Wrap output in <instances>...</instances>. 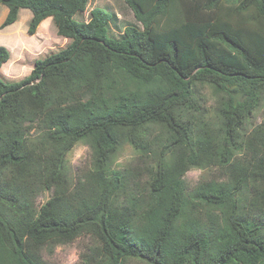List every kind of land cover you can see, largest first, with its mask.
I'll return each instance as SVG.
<instances>
[{
  "label": "trees",
  "instance_id": "obj_1",
  "mask_svg": "<svg viewBox=\"0 0 264 264\" xmlns=\"http://www.w3.org/2000/svg\"><path fill=\"white\" fill-rule=\"evenodd\" d=\"M125 1L135 23L120 27L108 6L77 20L88 0H0L1 29L27 8L29 35L52 17L71 40L11 83L0 45V264H46L40 246L82 235L97 245L78 264H264V123L243 136L264 97V0ZM200 84L219 93V130L204 120ZM156 126L166 135L147 202L122 204L127 176L110 160L123 141L155 148ZM79 141L94 164L70 189L65 157ZM210 165L228 179L189 190L186 172Z\"/></svg>",
  "mask_w": 264,
  "mask_h": 264
},
{
  "label": "rangeland",
  "instance_id": "obj_2",
  "mask_svg": "<svg viewBox=\"0 0 264 264\" xmlns=\"http://www.w3.org/2000/svg\"><path fill=\"white\" fill-rule=\"evenodd\" d=\"M96 6H108L120 19V27L135 23L132 10L129 8L125 0H88L85 10L76 15L77 20H88L89 12ZM8 13V7L0 4V26ZM32 12L30 9L22 8L19 11L17 20L5 27L0 28V45L7 47L10 52L9 60L3 64L1 68L2 79L5 82H17L28 75L35 66L38 59L58 52L65 48L70 42L63 36L58 35L56 25L52 17H49L45 23L41 24L34 35H29L28 26ZM112 35L121 34L120 29L112 28ZM199 94L201 103L205 108L204 120L213 128L221 125V117L218 111L219 93L209 84H200ZM30 122H28L29 124ZM264 123V97L259 108L254 111L243 126V136H247L254 127ZM38 127L32 125L27 130L30 143L36 145L39 143ZM149 140L155 141V148H149L147 151L135 147L127 141H123L117 153L110 160V168L119 170L126 174L127 193L120 197L122 204H130L131 199L139 198L134 201L138 207H143L147 202L148 187L151 180V172L155 168L156 159L159 156L160 146L155 139L163 140L165 132L159 127H153ZM242 149L239 155L244 154ZM237 154V155H238ZM68 184L70 189L73 188L78 181L84 180L86 175L93 169V153L91 146L85 141H79L72 149L67 152L65 157ZM228 170L218 165H210L206 167H193L186 172L184 179L187 182L189 190L194 189L199 183L206 180L225 181L228 179ZM53 194L52 189L42 190L35 198V205L40 207ZM249 193L246 192V195ZM203 217L206 215L207 209L201 210ZM97 243L88 235H82L71 243L57 245H42L39 247L40 253L46 264H78L83 253L89 252L90 246ZM123 264H147L142 260L131 258L126 259Z\"/></svg>",
  "mask_w": 264,
  "mask_h": 264
},
{
  "label": "crops",
  "instance_id": "obj_3",
  "mask_svg": "<svg viewBox=\"0 0 264 264\" xmlns=\"http://www.w3.org/2000/svg\"><path fill=\"white\" fill-rule=\"evenodd\" d=\"M48 18H49V17H48ZM47 20H49V19H47V18L44 19V20L40 23V25L43 24V23H45ZM40 25H39V26H40ZM66 39H67V38H66Z\"/></svg>",
  "mask_w": 264,
  "mask_h": 264
},
{
  "label": "water",
  "instance_id": "obj_4",
  "mask_svg": "<svg viewBox=\"0 0 264 264\" xmlns=\"http://www.w3.org/2000/svg\"><path fill=\"white\" fill-rule=\"evenodd\" d=\"M36 81H34L33 83H35Z\"/></svg>",
  "mask_w": 264,
  "mask_h": 264
}]
</instances>
